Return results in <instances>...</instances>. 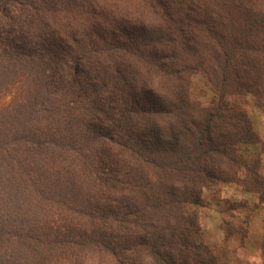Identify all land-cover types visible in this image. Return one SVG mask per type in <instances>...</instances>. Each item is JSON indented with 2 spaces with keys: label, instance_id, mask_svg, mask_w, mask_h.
I'll return each mask as SVG.
<instances>
[{
  "label": "trees",
  "instance_id": "obj_1",
  "mask_svg": "<svg viewBox=\"0 0 264 264\" xmlns=\"http://www.w3.org/2000/svg\"><path fill=\"white\" fill-rule=\"evenodd\" d=\"M10 87L0 264H219L203 191L264 202L259 157L237 153L264 150L242 104L264 114V0H0ZM247 221L223 220L224 241L244 243Z\"/></svg>",
  "mask_w": 264,
  "mask_h": 264
},
{
  "label": "rangeland",
  "instance_id": "obj_2",
  "mask_svg": "<svg viewBox=\"0 0 264 264\" xmlns=\"http://www.w3.org/2000/svg\"><path fill=\"white\" fill-rule=\"evenodd\" d=\"M194 89L198 98L203 97L208 91L202 78L195 81ZM18 90L17 87H10L1 91L0 108L9 105L15 94L19 93ZM209 97L210 95L200 101L205 102ZM244 98L242 101L245 106L244 110L247 112L254 130L262 137L264 114L253 105L250 96ZM237 153L242 164H249L259 157L260 171L264 175V150L261 146H242L238 148ZM226 199L237 203H246L248 207L230 212L225 209L223 204ZM201 203L205 206L200 210L201 239L212 248L219 264H263L264 254L261 249V241L264 237V202L260 204L256 194L246 192L236 185L227 184L214 189H205L202 193ZM223 220L240 226L245 220H248L247 237L244 243L241 244L238 237L224 241V235L220 228Z\"/></svg>",
  "mask_w": 264,
  "mask_h": 264
},
{
  "label": "crops",
  "instance_id": "obj_3",
  "mask_svg": "<svg viewBox=\"0 0 264 264\" xmlns=\"http://www.w3.org/2000/svg\"><path fill=\"white\" fill-rule=\"evenodd\" d=\"M262 242V241H261Z\"/></svg>",
  "mask_w": 264,
  "mask_h": 264
}]
</instances>
